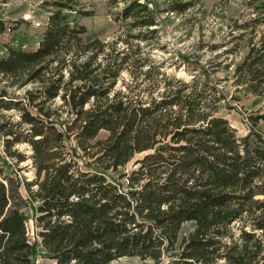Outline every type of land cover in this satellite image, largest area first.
Segmentation results:
<instances>
[{
  "label": "trees",
  "instance_id": "trees-1",
  "mask_svg": "<svg viewBox=\"0 0 264 264\" xmlns=\"http://www.w3.org/2000/svg\"><path fill=\"white\" fill-rule=\"evenodd\" d=\"M110 3L111 40H84L95 12L81 0H42L38 45L0 56V264H39L38 248L53 264H264V112L245 136L223 114L230 83L264 97V0L209 50L169 55L161 13L202 0ZM6 159L30 160L34 179Z\"/></svg>",
  "mask_w": 264,
  "mask_h": 264
},
{
  "label": "rangeland",
  "instance_id": "rangeland-1",
  "mask_svg": "<svg viewBox=\"0 0 264 264\" xmlns=\"http://www.w3.org/2000/svg\"><path fill=\"white\" fill-rule=\"evenodd\" d=\"M41 1L0 0V19L6 22V31L0 35V56L6 52L7 45L26 50L36 47L37 42L43 35L49 15L47 10L40 7ZM154 1L160 5L161 0ZM245 1L230 0L226 8L221 4V0H202V3L182 15H170L167 18L166 13H161L160 45L165 46V54L169 55L177 51L183 54H191L198 47H201L202 52H205L209 50L211 44L222 42L227 18H236L244 13ZM81 2L86 4L88 9L95 12L93 16L85 17L82 20L88 30L84 40L92 41L95 38L106 41L111 40L119 30L115 14L119 11L120 6L111 5L110 0H81ZM162 8L163 6L160 5L159 9ZM156 52L158 54L163 53L161 50ZM218 52L213 51L209 54L215 55ZM209 54L205 55V58H208ZM178 75L188 77L185 66L179 69ZM227 91L234 108L231 111L223 110V114L238 134L245 136L248 134L250 126L247 119L248 115L264 112V97L253 95L246 90L238 92L231 83L227 86ZM259 127L264 131V121L259 124ZM106 135L105 131L100 133L101 138ZM20 149H24V147L21 146ZM6 160L5 169L10 176L20 181H32L34 179V170L30 160L20 164L11 159ZM21 192L27 197L28 193L24 185L21 186ZM31 205L35 206L32 202ZM24 210L30 218L28 225L33 234L35 227L32 219V209L25 207ZM192 227L193 224L191 223L185 224L183 234L188 233ZM45 256L44 250L38 248L39 264H53ZM111 264H150V261L138 257H125Z\"/></svg>",
  "mask_w": 264,
  "mask_h": 264
},
{
  "label": "crops",
  "instance_id": "crops-1",
  "mask_svg": "<svg viewBox=\"0 0 264 264\" xmlns=\"http://www.w3.org/2000/svg\"><path fill=\"white\" fill-rule=\"evenodd\" d=\"M45 25H46V24H45ZM42 36H43V35H42ZM41 38H42V37H41ZM40 40H41V39H40ZM40 40L37 42V45H38V43L40 42ZM37 45H36V46H37Z\"/></svg>",
  "mask_w": 264,
  "mask_h": 264
}]
</instances>
